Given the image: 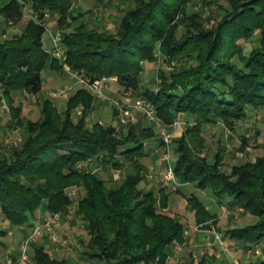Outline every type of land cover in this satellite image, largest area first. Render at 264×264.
I'll list each match as a JSON object with an SVG mask.
<instances>
[{
  "label": "trees",
  "instance_id": "obj_1",
  "mask_svg": "<svg viewBox=\"0 0 264 264\" xmlns=\"http://www.w3.org/2000/svg\"><path fill=\"white\" fill-rule=\"evenodd\" d=\"M40 19L44 11L56 19L63 33L64 61L76 72L92 77H117L124 91L150 101L157 115L172 125L180 114L192 115L196 124L186 125L173 139L174 172L182 182L208 190L229 210L242 207L259 219L225 231L248 250L264 239V157L253 164L233 165L223 170V154L209 161L202 126L223 120L248 118L249 109L264 107V0H227L228 6L211 0L217 8L202 20L201 12L189 14L194 0H122V14L114 31L90 26L85 12L74 8L75 0H26ZM109 0H95L105 4ZM203 4L207 0H201ZM223 12V13H222ZM222 13V14H221ZM19 0H0V16L7 26L22 21ZM181 15V16H178ZM213 20L209 27L204 23ZM45 27L28 19L20 33L0 38V91L8 101L12 120L24 130L20 142L0 148V210L13 226L27 224L45 206L49 213L67 212L72 204L68 188L80 185L76 215L89 234L84 256L106 264H165L169 247L185 241L184 223L166 208L169 196L164 187L142 186L147 176L145 144L155 136L142 122L117 132L115 126L83 116L96 102L86 87L69 97L60 111L52 99L40 102V116L27 119L15 95L38 94L48 65L63 66L43 46ZM255 34L258 44L248 53L240 43ZM159 52L157 53V47ZM238 58L239 63L234 61ZM166 64L157 69L155 86L142 81L145 62ZM96 158L106 166L130 164L132 172L117 186L107 185L98 173L79 168L78 163ZM198 224L217 222L199 196L188 198ZM208 226L207 224L204 226ZM0 230V236L5 235ZM4 242L0 238V247ZM30 264H69L57 258L43 243L33 244ZM200 264H205L202 260ZM225 264V263H224ZM260 264H264V258Z\"/></svg>",
  "mask_w": 264,
  "mask_h": 264
},
{
  "label": "rangeland",
  "instance_id": "obj_2",
  "mask_svg": "<svg viewBox=\"0 0 264 264\" xmlns=\"http://www.w3.org/2000/svg\"><path fill=\"white\" fill-rule=\"evenodd\" d=\"M25 2H26V8H25L23 19L21 22L15 25L7 26L4 23V18L0 16V25L4 26L5 28L10 27L13 30L12 31L13 33H16V32L18 33L21 30L23 23H25L28 19H30V14L32 12L31 11L32 8L29 2L26 0ZM206 2L207 3H205L204 5L201 0L190 1L187 5L186 10L188 11L189 14L193 13L194 11H200L202 20H206L210 14L215 15L217 11V8L214 6L213 13H211L210 8L208 6L210 2L212 1L207 0ZM218 4L223 5V6H228V1L219 0ZM125 5L122 4V0H109L108 2L102 5L97 4L95 0H75L73 4L75 9L79 8L80 11L85 12V19L90 26H97V27H100L101 29L107 28L110 31H114L116 29L118 19L122 14L121 7H124ZM178 16H181V15H178ZM52 20H54V17L51 15L45 18V22H47V24L48 22L51 23ZM212 23H213V20H211L210 23L205 21L204 26L209 27L212 25ZM43 42L46 48H50L51 41H50V35L48 31H46L43 35ZM240 43L244 47L245 52L248 53L250 49L252 48V46H256L258 44V36L257 34H255L251 39L242 40ZM158 50H159V46L157 47V53L159 52ZM234 61L239 63V60L237 57L234 59ZM165 67H166V64L163 62L162 58L158 62H145V69L142 73L143 83L147 86H155L156 81L158 80L157 69L165 68ZM45 74L50 75L51 71L45 70ZM107 80H112V79L108 78ZM115 81H117V79ZM50 86H52V84H50ZM46 88H48V85H45V89ZM106 89L107 87L105 86V91ZM92 93L95 96L94 92ZM106 93L110 97L119 99L125 103H133L136 100V98H139L137 96H133L131 91L123 90V91H118V92H112L113 94L106 91ZM22 94L24 96L22 97V115L25 116L27 119H34V120L37 119L40 113V102L42 101L40 97L42 96L45 97L46 95L40 92V95L38 93L33 98L32 96L31 97L27 96L25 92H23ZM63 95H65V90L63 94L58 95V96H54L52 92V96H53L52 100L54 99L53 100L54 104L56 101L55 98L63 97ZM17 103L18 102H16V104ZM256 109H261V110L248 117L249 118L248 120H250V123H251L250 127H245L243 125L238 124L237 121L244 119V118L235 119L233 121L234 128H230L229 125H227L223 120L218 121V123L216 124L214 122L215 124L214 126L204 124L202 135L205 140V145H204L205 149L201 153V155L203 156L204 154L207 153L209 156V161L211 162L213 161L214 159L213 155L216 152L218 151L222 152L223 164L221 165V168L226 171H229L232 165H243L246 163L253 164L257 162V160L260 157H264V142L263 140H261L264 138V107L256 108ZM115 115H116V111H115ZM146 120L143 119L142 121L146 123ZM14 123L15 122H13L12 120V113H11V109L8 104V101L1 97V91H0V148H5L9 146L10 144H13V143L15 144L17 142H20V140L23 138L24 130L22 129V127L16 126ZM105 124L109 125V123L107 122H105ZM113 124H117L115 126L117 132L126 131L128 127V124H120L119 121H114ZM151 125L155 133V136L153 138H156V137L160 138L154 125L152 123ZM258 134L259 135L261 134V135L259 136ZM174 135H175L174 137H179L181 135V130L180 131L177 130L176 132H174ZM228 135H231V137H228ZM171 147L173 150L172 155H171V163L174 164L176 160V154L174 152V143H172ZM88 160H91L90 161L91 167L98 166V170H96L95 173H98L100 176L105 178L107 180V185L109 186H113V187L117 186L118 184H120L123 178L126 177L127 173L132 172L130 164H127V163H124L121 168H118L112 165L111 163L106 166H103L98 162L99 160H96V158H89ZM82 163L83 161L78 163L79 168H81L80 164ZM146 174H147L146 178L150 175L149 178L152 181L154 179L156 180V176H159L158 172L156 171L149 172L147 170ZM168 184L171 188L175 189L171 185V183H168ZM150 185L152 184L149 183V186ZM166 186L169 188L168 185ZM164 188H165V191L167 192V188L166 187ZM154 189L157 190V188H154ZM68 191L72 199V204L68 207L67 212H56L60 214V218L59 220H57V222L53 226L54 231L56 230L57 232L58 238H52L50 236H42L40 241H43L44 244L48 246L51 243H54L56 247H58V251L53 252L52 253L53 256L59 259L66 258L69 264H106L105 261H102L99 259L90 260V259L85 258L84 251L87 250L86 244L89 241V234L87 230L82 226L81 222L84 223V221L81 219V217L76 215L77 202L79 200V197L84 194V190L82 187H80V185H74V186L69 187ZM173 196H175V193H173ZM172 202L174 203V201ZM175 202L177 205H179L178 207H181V206L183 207L184 203H182L181 201L176 199ZM186 205L189 206L190 203L187 202ZM166 210L169 213H171V211L169 210V200H168V205H167ZM178 216L179 215L175 217L179 219ZM220 216L221 217L218 219L216 223L220 222L219 226L223 227L225 230H227L226 228L229 229L235 226H246L248 224L255 223L259 219L258 217H255L252 214H250L249 212L244 211V209L241 210L239 208L232 210V211L228 209L226 213H222ZM5 220L6 219L4 218L2 211L0 210V230L6 232L4 236H0V238L6 243V245H3L0 247V262L2 264H6V258L10 252L14 250L18 252V245L22 237L21 233L18 231V227L13 226L10 223H6ZM65 221H68L67 228L63 226V222ZM208 222L204 224L196 223L195 230L200 231L201 229H206L203 227ZM216 223H214L213 221V224H216ZM188 225L190 226L192 225L193 227V221L191 219L185 221V226H188ZM206 227L212 229V231L213 230L218 231L216 226H212V227L206 226ZM29 230L30 228L26 230L27 232L25 235L28 234ZM10 231H13V235ZM208 240L209 239L199 243L198 247H193V246L186 244L185 243L186 237L183 243H180L178 241L174 242L172 244V246L174 247V254H175L173 256L174 264H200L202 260L205 261V264L211 263L210 261H207V260L210 258L213 259L216 255L215 256L207 255L205 244L208 242ZM49 248L51 247L49 246ZM189 249H192V250L189 251ZM32 250L33 249L31 248V253H32ZM247 251L246 253H248L249 256H244V254H242L241 251H237V250H235L234 253L236 254V257L239 256L241 257V259L246 258L249 261V264L260 262L262 259V256L259 253L264 252V239L255 243L253 247H251V252H247ZM167 260H168V257L165 261V264H171V262L173 261L171 259L172 261H169L168 263ZM140 264H143V263H140ZM150 264H162V263L161 261L159 262L158 260H156Z\"/></svg>",
  "mask_w": 264,
  "mask_h": 264
},
{
  "label": "crops",
  "instance_id": "obj_3",
  "mask_svg": "<svg viewBox=\"0 0 264 264\" xmlns=\"http://www.w3.org/2000/svg\"><path fill=\"white\" fill-rule=\"evenodd\" d=\"M2 1L5 2L7 0H2ZM48 24L50 26L52 33H55L59 30L57 27V22H56L55 18H54V20H52L51 23L48 22ZM21 30H22V27H21ZM21 30L18 33H20ZM12 31L13 30L10 27L5 28L4 26L0 25V38L11 37L15 34H18L17 32L13 33ZM50 41H51V36H50ZM43 46H44V42H43ZM51 47H52V41H51L50 48H46L44 46V48L47 49L49 52H50ZM50 55L52 58L53 55L51 54V52H50ZM45 70H50L51 74L46 75L45 71L43 72V76H42L43 88L40 92L42 94H45L46 96L45 97L42 96V97H40V99H42V100H44L46 98L52 99L53 98L52 92L57 91V90H65V95H63V97L55 98V100H56L55 105L57 106V108L60 111H63L67 107L69 97L72 94H74L78 89L85 87V86H82L81 84H79L76 81V79L74 77H72L70 74H68L67 72H65L63 68L58 69L56 67L48 65ZM117 83L118 82L115 80H107L106 81V87H107L106 91L109 93L123 91L121 86ZM50 84H52V86H50ZM45 85H48V88L45 89ZM40 92H39V95H40ZM22 97H24L22 93L16 94L15 95L16 102L22 104ZM94 97H95L96 102L93 104L92 108L89 109L87 112H84L82 110V107L75 109L73 111L74 112V118L80 119L81 117L84 116L89 125H91L95 122H101L102 124H105V122H107V123H109V125L116 126L118 124V122H117V124H113V122L118 121V118L115 115V108L111 104V102L108 100H102V99L96 98V96H94ZM59 106H61V107H59ZM260 110L261 109L250 108L249 112H248L249 116L253 115L254 113L259 112ZM135 114L137 116V120L129 122L128 125L137 124V123L141 122L143 119L146 120L140 114L139 111L135 110ZM39 116H40V113H39ZM177 119L184 121L183 123L179 124L175 130V132L177 130H179V131L181 130V134L184 131V128L186 125L196 124V120L192 115L180 114ZM216 123H218V122H215V124ZM215 124H214V122H212L208 125L214 126ZM142 125H144L146 127L152 126L149 120H146V123L142 121ZM208 125H206V126H208ZM203 126H202V132L204 129ZM213 126H211V127H213ZM127 129H128V127H127ZM127 129H126V131H127ZM233 132H234V130H233ZM228 137H231V135H228ZM152 138L148 139L146 141V144H145V150L147 152V156L144 159L145 160L144 163L146 164L147 170L149 172L156 171V172H158L159 176H156L157 175L156 174L155 175L156 180L154 179L153 181L150 180L149 177H147L142 182V186H144L147 189L157 188V190L154 189L157 195L159 193L158 190L160 187H166L167 188V193L169 196V210L171 211V214H173L174 216L179 215L178 217L184 223V225H185V221H187L189 219H191L193 221V227H192V225L191 226L190 225L185 226V237H186L185 243L190 245V246H193V247H198L199 243L206 241L207 239H211L213 237L212 229H210L208 227H203L206 229H201L200 231L195 230V226H196L195 214L192 210L189 209V206L186 205L188 202V198L192 194L198 195L200 200H202L203 203L206 204L207 209L211 213L216 214L217 221L221 217L220 215L223 213L221 208H220V204H218L216 202L215 198L212 196V194L208 190H199L193 184L183 185L179 188L173 189L169 186L168 183H166V182L162 183L159 178L162 175V173L164 172L165 167H166L165 158H164V147L162 145L161 138H159V137H156L153 139ZM262 138H263V136H262ZM261 140H263V142H264V138ZM149 183L152 185L149 186ZM166 185H168L170 189ZM173 193H175V196H173ZM176 199L181 201L182 203H184L183 207L182 206L178 207L179 205H177L175 202ZM172 201H174V203ZM48 214H49V212L47 211L46 207L43 206L27 224L22 225V226H18V231L21 233L22 237L25 236V234L27 232L26 230L28 228H31L35 223H39ZM183 218H184V220H183ZM5 221H6V223H9L8 220H5ZM67 222L68 221L63 222V226L65 228L68 227ZM81 223H82V226L86 229L85 223H83V222H81ZM219 223L213 224V221H209L207 223V225L210 227L216 226L218 231H220L223 234V239L226 243V249L222 250L221 248H219V246H216V250L218 253L216 254V256L213 259L210 258L207 260V261L211 262L209 264H224V263L225 264H244V263H249V261L246 258L241 259V257H239V256L236 257V254L234 253L235 250L241 251L242 254H244V256H249V254L246 253V250H244V248H243L244 246L241 242H239L238 240L232 239L229 236H226V234H225L226 230L223 227H220ZM241 227H243V226H241ZM226 229H228V228H226ZM10 232L13 235V231H10ZM22 237H21V240H22ZM40 239H41V237L38 238L33 244H36V243H43L44 244V242L40 241ZM4 245H6L5 242H4ZM49 246L51 248H49ZM49 246L45 245V247L51 253L58 251V247H56V245L54 243H51ZM191 250L192 249H189V251H191ZM259 254H261L262 259H263L264 258V252H260ZM16 255H17V251L14 250V251L10 252L6 258V264H11V262L14 260ZM174 255H175L174 254V247L171 245L168 249V260H167L168 263H169V261H172L174 259L173 258ZM262 259H261V261H262ZM261 261L258 263H254V264H260ZM171 264H174V260L171 262Z\"/></svg>",
  "mask_w": 264,
  "mask_h": 264
},
{
  "label": "built area",
  "instance_id": "obj_4",
  "mask_svg": "<svg viewBox=\"0 0 264 264\" xmlns=\"http://www.w3.org/2000/svg\"><path fill=\"white\" fill-rule=\"evenodd\" d=\"M21 4H23V9L25 11L26 8V2L25 0H19ZM30 19H34L40 24H42L46 31L51 36L52 41V47L50 49L51 54L54 58L58 60V62L63 66V69L70 74L72 77L76 79V81L81 84L82 86H85L90 91L94 92L95 96L102 100H108L111 102V104L114 106L116 111V116L118 118V121L120 124H128L129 122L137 120V116L135 114V110L139 111L142 116H144L146 119H148L155 127L156 131L158 132L162 144L164 147V158L166 167L162 175L160 176V181L162 183H171V185L176 189L183 185L191 184L189 182H182L180 181L174 172V164L171 163V155H172V143L174 139V132L176 130V127L183 123L184 121H181L179 119H176L172 125H167L158 115L157 111L154 107V105L148 101L145 98L139 97L136 98V100L133 103H125L119 99L110 97L106 91V80L107 77H92L90 75H87L84 72H76L70 68V66L64 61L65 58V49L63 46V33L58 30L55 33L51 32V29L47 22H45V19H40L38 16L33 12V9L31 10ZM45 18L50 16V13L48 10L44 11ZM112 80H116L117 77L113 76L110 77ZM27 96L35 97L36 94L25 91ZM64 93V90H57L53 92L54 96H58ZM249 118H244L241 120H238L239 125H243L245 127H250L251 123ZM91 160H86L82 164H80L81 168L88 170H92V172H95L98 170V166L91 167ZM150 177V175L148 176ZM200 190V189H199ZM220 208L223 213H226L228 211V207L224 204L220 205ZM243 209V208H239ZM60 214L58 213H49L45 216L43 220H41L39 223H35L29 230L28 234L25 235V237L22 238L18 245V252L14 260L11 262V264H30L31 263V248L33 243L42 236H50L52 238H58L56 230L54 231L53 226L59 220ZM213 237L208 240V242L205 244V249L207 252V255L209 256H215L218 252L216 250V246H219L222 250L226 249V243L223 239V235L220 231L213 230L212 231ZM247 252H251V248L248 249ZM249 264V263H244Z\"/></svg>",
  "mask_w": 264,
  "mask_h": 264
}]
</instances>
